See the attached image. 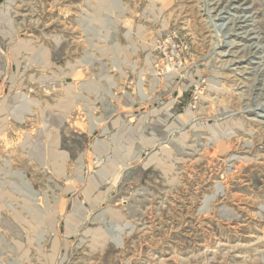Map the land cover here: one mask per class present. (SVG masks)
<instances>
[{"label":"rangeland","instance_id":"rangeland-1","mask_svg":"<svg viewBox=\"0 0 264 264\" xmlns=\"http://www.w3.org/2000/svg\"><path fill=\"white\" fill-rule=\"evenodd\" d=\"M0 264H264V0H0Z\"/></svg>","mask_w":264,"mask_h":264},{"label":"bare ground","instance_id":"bare-ground-1","mask_svg":"<svg viewBox=\"0 0 264 264\" xmlns=\"http://www.w3.org/2000/svg\"><path fill=\"white\" fill-rule=\"evenodd\" d=\"M226 8V7H225ZM247 10V9H246ZM206 13V12H205ZM221 18V17H220ZM249 19V18H248ZM237 23V22H236ZM227 34V33H226ZM225 35V34H224ZM226 36V35H225ZM227 41V40H226ZM261 48V47H260ZM227 55V54H226ZM220 189V187L217 189V190H219ZM221 190V189H220ZM219 190V191H220ZM215 196V195H214ZM210 199H212L211 198V196H208L207 198H206V202H208V200H210ZM206 204V203H205Z\"/></svg>","mask_w":264,"mask_h":264}]
</instances>
